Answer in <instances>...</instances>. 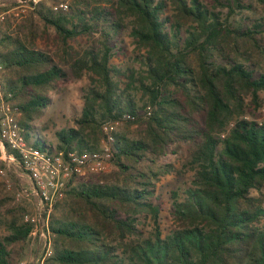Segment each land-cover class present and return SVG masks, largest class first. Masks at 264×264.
Listing matches in <instances>:
<instances>
[{
    "label": "trees",
    "instance_id": "trees-1",
    "mask_svg": "<svg viewBox=\"0 0 264 264\" xmlns=\"http://www.w3.org/2000/svg\"><path fill=\"white\" fill-rule=\"evenodd\" d=\"M34 10L61 54L0 31L2 85L33 145L96 150L106 122L130 114L124 121L144 125L138 137L114 131L115 175L70 181L51 219L50 264H264V120L244 116L246 99L258 103L264 91V0H72L66 12ZM126 34L140 52L116 63ZM78 36L90 42L74 54ZM86 74L76 125L57 131L53 146L31 122L51 104L49 90ZM184 145L180 168L149 165ZM173 172L190 175L171 190L174 225L164 231L154 198ZM7 228L0 264H20L32 225L13 218Z\"/></svg>",
    "mask_w": 264,
    "mask_h": 264
},
{
    "label": "rangeland",
    "instance_id": "rangeland-1",
    "mask_svg": "<svg viewBox=\"0 0 264 264\" xmlns=\"http://www.w3.org/2000/svg\"><path fill=\"white\" fill-rule=\"evenodd\" d=\"M68 3L69 10L72 0H40L37 3L24 0H5L0 4V31H7L13 34L20 35L24 40L30 41L38 49L50 51L56 55L61 54L63 44L57 40L56 31L53 27L47 26L37 16L34 6L43 3L49 7H54L60 3ZM208 5L212 4V0H205ZM68 10V11H69ZM125 51L119 52L113 61L124 64L129 61L130 56H136L140 50L137 49L136 42L130 34L124 37ZM90 40L85 36H78L75 40L71 39L69 45L75 54V51L80 53L88 45ZM75 50V51H74ZM58 60V58L56 57ZM136 65H138L136 63ZM2 77L3 73H2ZM91 78L88 74L81 79H71L56 86L54 90H49V95L52 97V102L43 111L35 115L31 124L36 128L38 133L45 138L53 146H57L58 138L57 131L64 127L75 126V119L81 114L84 104V90L91 83ZM245 117L264 120V91L259 92L258 103L253 102L252 96L246 99ZM22 118L21 113L18 118ZM122 131L130 137H138L144 131V125L140 122L129 123L123 121L116 125L115 131ZM106 136L100 139V147L105 144ZM188 153L187 145L177 153H169L162 155L156 162H149L152 167H157L160 164L173 162L177 168L181 167ZM143 167H147L146 164ZM117 166L111 161L104 169L89 173L79 177V181L109 179L117 172ZM190 174L179 178L176 172L168 173L160 176L157 182V192L154 202L161 207V226L164 231L173 227V217L171 207L173 199L171 190L182 184V181ZM31 187L30 179L20 168L12 167L6 174H0V233L7 234V225L13 218L24 221L26 214H33L36 207V198L29 193ZM67 201V197L62 201L59 207L55 208L53 215L58 217L63 205ZM53 217V216H52ZM52 219V218H51ZM145 226L151 228V222L146 220ZM35 245L32 243V237L29 235L25 244V256L23 259L30 258L34 252Z\"/></svg>",
    "mask_w": 264,
    "mask_h": 264
},
{
    "label": "built area",
    "instance_id": "built-area-1",
    "mask_svg": "<svg viewBox=\"0 0 264 264\" xmlns=\"http://www.w3.org/2000/svg\"><path fill=\"white\" fill-rule=\"evenodd\" d=\"M24 1L37 3L40 0ZM53 9L66 12L69 4L62 2ZM146 112L151 114L150 105ZM18 114L12 93L2 85L0 66V174H6L15 166L20 168L30 179L29 193L36 198L35 212L24 217V221L32 225L30 236L35 248L30 258L22 259L20 264H50L55 240L51 218L56 206L65 199L70 181L98 172L110 164L114 156L116 125L134 116L124 114L121 120L106 122L103 125L105 144L99 149L47 151L34 146L27 138Z\"/></svg>",
    "mask_w": 264,
    "mask_h": 264
}]
</instances>
